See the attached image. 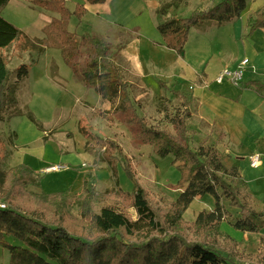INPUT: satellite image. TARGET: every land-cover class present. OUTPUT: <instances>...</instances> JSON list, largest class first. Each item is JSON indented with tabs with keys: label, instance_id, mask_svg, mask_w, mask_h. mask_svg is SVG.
Instances as JSON below:
<instances>
[{
	"label": "rangeland",
	"instance_id": "rangeland-1",
	"mask_svg": "<svg viewBox=\"0 0 264 264\" xmlns=\"http://www.w3.org/2000/svg\"><path fill=\"white\" fill-rule=\"evenodd\" d=\"M75 1L78 0H66L67 8L73 10ZM165 1L168 0L86 3L85 14L81 19L71 16L68 29L78 35L89 33L102 37L109 43L111 58L130 82V94L139 115L152 125L160 127L166 124L167 129L173 131L171 118L180 107V99L172 91L177 89L193 98L191 89L194 88L197 101L192 99L191 111L195 114L199 107L195 118L189 119V125L196 132L190 140V146L196 147L206 135V129L198 117L212 118L229 111L243 110L244 107L252 110L253 103L258 99L264 102V87L262 95L255 92L253 87H243L252 80L264 82V29H251L249 24L250 16H254L256 10L264 9V0L248 1L238 18L222 26L207 21L198 27H191L180 54L164 45L157 30V24L164 17L159 16L156 9ZM217 1L185 0L179 7L170 8L165 17H187L192 10L207 8ZM0 12L21 31L18 38L2 49L7 68L12 71L10 82L14 81L15 69L20 64L29 66L28 75L16 93L17 106L31 111L45 128L46 135V139L41 138L38 134L40 130L26 116H14L8 120L10 111L4 113V120L0 122V171L6 172L24 162L23 158L35 169L43 170L39 171L43 174L40 186L29 184L23 188L22 192L26 193L23 196L12 194L14 205L29 211L36 206L31 202V194L69 188L70 194L74 195L82 190L84 183L87 187L92 185L97 191L104 192L116 188L114 179L124 191L132 192L133 183L119 163L114 178L110 166L98 161L96 154L85 149L86 138L79 131L80 124L120 146V158L127 160L157 220L167 228L166 217L173 213L174 202L184 185L182 173L171 162L172 157L168 155L161 158L152 151L150 145L134 141L131 134L136 128L124 123L126 113L114 114L109 105L101 103L94 90L86 87L64 62L58 48L47 47L41 54L28 47L25 49L26 40L35 42L43 36V26L51 17H56L55 13L41 8L34 0H9ZM88 50L87 46L80 48L79 55L75 57L79 66H83L88 59ZM243 59L247 61V68L239 86L232 85L227 79L216 83L215 77L219 71L232 69ZM49 77L54 81L51 82ZM45 82L48 85H44ZM20 118L31 128L27 129ZM13 130L19 132L18 141L27 142L24 147H15L11 136ZM65 149L69 151L67 155H63ZM75 155V164L71 165V160L62 162V156ZM225 162L228 164L230 161ZM58 164L66 168L45 171L47 166ZM238 164L241 170L253 169L248 159H242ZM7 183L8 180H5L3 185L0 184L2 190L8 187ZM223 203L231 216L220 223L218 246L222 245L224 250L231 248L228 242L222 244L223 237L229 234L240 242L239 246L244 247L246 252L264 250V229L259 232L235 229L231 223L237 210L226 201ZM0 204L5 206L8 203L0 196ZM256 204L260 206L258 202ZM213 207L214 198L210 194L194 198L181 213L178 231L187 239L202 237L210 228L204 227L197 233L198 228L193 225V221L198 212L210 211ZM260 207L264 210V207ZM123 209L130 216H136L127 201H124ZM47 210L44 212L49 216L51 211ZM70 214L80 219L77 207L72 208ZM167 232H171L169 228ZM258 243L260 246H257ZM8 258L7 248L0 245V264H5Z\"/></svg>",
	"mask_w": 264,
	"mask_h": 264
},
{
	"label": "trees",
	"instance_id": "trees-1",
	"mask_svg": "<svg viewBox=\"0 0 264 264\" xmlns=\"http://www.w3.org/2000/svg\"><path fill=\"white\" fill-rule=\"evenodd\" d=\"M8 1L0 0V11ZM105 1L78 0L70 10L66 0H34L56 17H51L43 26L41 38L35 42L26 40L25 49L28 47L41 54L47 47L58 48L64 62L86 87L94 90L101 103L109 105L114 114L126 113L124 123L136 128L131 134L134 141L150 145L161 158L172 157L171 162L182 173L183 189L174 202L173 213L166 217L165 228L157 220L127 160L120 158V146L79 124V131L86 138L85 149L96 154L98 161L107 163L114 178L119 163L133 183L132 192L120 188L116 179V188L104 192L97 191L92 185L87 187L83 181L82 190L74 195L70 194L69 188L31 194V202L36 206L26 211L14 205L12 194L23 196L25 186H40L43 174L25 162L6 172L0 171V184L8 180L5 191L0 187V196L8 203L0 207V245L9 252L5 264H264V250L246 252L229 234L223 237L222 244L228 242L231 248L224 250L222 245L218 246L220 223L231 216L224 201L237 210L231 223L235 229L242 232L264 229V210L256 204L238 166L235 163L228 165L225 162L228 154L219 149L220 140L224 136L225 141L227 135L211 125L209 133L198 141L197 146H190L196 133L189 125V119L193 118V98L177 89L172 91L180 99V107L171 118L173 131L168 130L166 124L158 127L148 123L137 111L130 94V82L111 58L109 43L102 37L89 33L78 35L68 29L71 16L81 19L85 14L86 3L103 4ZM184 1L168 0L156 9V13L164 17L157 24L164 45L178 54L183 51L191 27L207 21L216 26L231 22L239 17L250 0H219L207 8L192 10L187 17H165L170 8H177ZM254 14L250 16V28L264 29V9L256 10ZM20 34V29L0 12V122L9 110L8 120L26 116L38 130L44 131L31 111L17 106L16 93L28 75L29 66L20 64L15 69L14 81L10 82L12 71L7 68L2 55V49ZM86 46L88 59L79 66L75 57L80 48ZM243 87H253L261 94L264 84L252 80ZM11 136L14 143V130ZM43 138L46 139V135ZM234 160L235 157L232 162ZM206 194L213 196L214 207L198 212L193 225L198 228L197 233L204 227L210 231L198 239H187L177 228L181 213L194 198ZM124 201L133 207L135 217L125 212ZM74 207L79 209L80 219L70 214ZM44 210L51 211L50 215L47 216ZM168 228L171 232H167Z\"/></svg>",
	"mask_w": 264,
	"mask_h": 264
},
{
	"label": "crops",
	"instance_id": "crops-1",
	"mask_svg": "<svg viewBox=\"0 0 264 264\" xmlns=\"http://www.w3.org/2000/svg\"><path fill=\"white\" fill-rule=\"evenodd\" d=\"M202 72H203L202 74H204V71ZM49 79L51 80V82L54 81L50 77ZM58 79L62 80V77L58 76ZM64 83H65V79H64ZM44 85H48V84L45 82ZM191 90H192L193 98H195V100L197 101L196 95L193 92L194 88ZM262 97L263 96H260V98ZM198 107L199 105L196 108L197 110ZM245 108L246 107H244L243 110L237 109V110L229 111L222 115H214L212 118L211 117L202 118L201 116L198 118L202 120V123L206 129L205 132L206 134L209 133L210 126L214 125L217 130L222 131L224 135L225 134L227 135L226 141L223 140L224 136L223 139L220 140L221 142H219L218 145L219 149L223 153L228 154L227 156L228 158H225L228 162L230 161L228 165L231 163H235L238 166L239 172L242 175V177L245 179L248 186V190L253 196L254 200L258 202L260 206L264 207V166L253 168L252 170L247 169L245 171L243 169L241 170L238 164V161H241L242 159L246 161L249 155L252 154L253 152L264 151V102L258 99V101L253 103V107H251L252 110H247ZM196 112L195 114L193 113L194 118L197 115ZM21 122L27 129L31 128V127H27L28 125L25 123L26 121L24 122V119H22ZM14 131L16 133V138L14 139L15 147L17 148L18 146L24 147L27 144V142L25 143L21 139L20 141H18L20 136L19 132L17 130ZM44 131H40L38 133L39 136H41V138L45 136ZM229 146L233 150L229 149ZM63 153H64L63 155H67L69 151L65 149ZM76 157H77L76 155L73 157L62 156V160H63L62 162L71 160L73 161L71 165H73L75 164V162H77V160H75ZM234 157L235 160L232 162V159L230 158H234ZM23 159L24 162L29 163L28 161H25V158ZM29 165L31 166V164ZM31 167L37 172L43 171L41 169H35L33 166Z\"/></svg>",
	"mask_w": 264,
	"mask_h": 264
},
{
	"label": "built area",
	"instance_id": "built-area-1",
	"mask_svg": "<svg viewBox=\"0 0 264 264\" xmlns=\"http://www.w3.org/2000/svg\"><path fill=\"white\" fill-rule=\"evenodd\" d=\"M247 68L246 59L241 60L236 66L232 69L224 68L215 77L216 83H222L227 79L232 85L239 86L240 80L243 76L244 70ZM248 163L250 167L257 168L264 166V151L253 152L248 157ZM66 168L65 165H49L45 168V171H59ZM0 207H4V204H0Z\"/></svg>",
	"mask_w": 264,
	"mask_h": 264
}]
</instances>
